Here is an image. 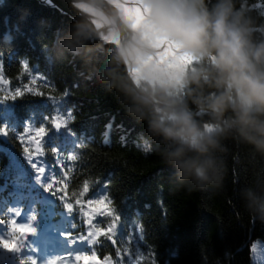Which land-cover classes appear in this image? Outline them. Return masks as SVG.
Wrapping results in <instances>:
<instances>
[{"label":"trees","instance_id":"16d2710c","mask_svg":"<svg viewBox=\"0 0 264 264\" xmlns=\"http://www.w3.org/2000/svg\"><path fill=\"white\" fill-rule=\"evenodd\" d=\"M220 4L244 24L253 44L264 43V0H203L196 6L211 13ZM181 6L183 34L194 46L195 25ZM0 65L12 88L23 91L15 98L14 123L22 127L32 114L55 116V105L52 113V105L45 106L51 99L86 141L73 190L79 194L87 182V194L100 191L129 230L141 228L139 264H261L254 250L264 252V152L226 131L212 152L219 179L203 186L181 181L166 159L168 145L150 129L146 98L119 62L94 45L84 25L41 0H0ZM210 66V58L196 62L187 77ZM33 76L45 81L33 82ZM138 85L145 94L163 89ZM209 92L215 89L192 86L171 97L204 127L216 121L195 100ZM6 133L10 148L20 151L16 134ZM0 162H6L1 152Z\"/></svg>","mask_w":264,"mask_h":264},{"label":"clouds","instance_id":"9594fccd","mask_svg":"<svg viewBox=\"0 0 264 264\" xmlns=\"http://www.w3.org/2000/svg\"><path fill=\"white\" fill-rule=\"evenodd\" d=\"M181 4L195 25L194 58L197 62L211 59L210 68L191 73L184 84L215 89L195 103L216 123L201 127L167 89L148 94L145 103L152 112L150 129L168 145L165 156L179 179L203 186L219 179L212 152L218 147L217 137L226 131L264 152V43L253 44L248 29L224 4L211 13L196 6L203 0L195 4L181 0ZM226 113H231L227 119Z\"/></svg>","mask_w":264,"mask_h":264},{"label":"rangeland","instance_id":"374dc122","mask_svg":"<svg viewBox=\"0 0 264 264\" xmlns=\"http://www.w3.org/2000/svg\"><path fill=\"white\" fill-rule=\"evenodd\" d=\"M53 4L52 0H41ZM103 2V3H102ZM91 21L100 40L122 50L137 84L149 83L167 89L171 96L184 93L189 67L196 63L193 46L184 36V11L157 5L180 4L178 0H106ZM52 6V5H50ZM114 10L117 14H114ZM120 23V24H119ZM109 55V54H108ZM116 59V58H115ZM117 60V59H116ZM119 62V60H117ZM120 64V62H119ZM0 99L10 93L9 84L0 83ZM9 99L0 102V114L10 112ZM147 148L150 146L147 144ZM103 215L102 210L93 212ZM264 264V252L254 250Z\"/></svg>","mask_w":264,"mask_h":264},{"label":"snow or ice","instance_id":"6c2138e0","mask_svg":"<svg viewBox=\"0 0 264 264\" xmlns=\"http://www.w3.org/2000/svg\"><path fill=\"white\" fill-rule=\"evenodd\" d=\"M24 70L27 72L28 68L26 64H22ZM39 79V76L33 77V82ZM0 83L9 84L10 81L5 80L2 75H0ZM25 88L28 91H32L31 88H28V85H25ZM36 94H41L37 92ZM23 95V91L18 87L14 91H10L9 95H5L0 99V102L8 100L9 98L15 99L19 96ZM70 117V114H68ZM48 123L51 125L53 129L59 131L61 128H67L68 126V118H61L59 116H53L48 118ZM0 131H6L0 130ZM49 128L45 125H41L33 131L31 128H28L27 131L21 134V141L23 142L25 137H27V143L34 145V148L25 147L24 151L30 157L32 161H40L43 159V155L45 153L44 148V138L48 135ZM54 156H58L56 150H53ZM76 155H69L68 160L74 161L76 160ZM33 167L36 169L39 178H43L45 174L48 172V169L42 166L39 163H33ZM53 169H60L61 171L56 174L55 171L50 175L48 182L44 185L45 191L52 193L53 195H58L59 199L63 202L64 208L68 214H72L76 212V207L73 203L68 202L69 197L67 193V183L65 182L67 176L66 166L63 163H56L53 165ZM63 175L65 179H61L60 176ZM62 185V186H61ZM90 190L89 184L87 182L83 185V191L79 193L80 196H84ZM107 201L104 199H99L96 197H89L86 204L88 208H91L93 211L100 209L102 207H107ZM75 205L80 206L81 210L83 209L85 202L77 199L75 201ZM106 214L113 215V212L109 210ZM85 216L89 215V213H84ZM36 219L35 216L32 217ZM79 218V214H78ZM118 220V216H116ZM5 221L0 220V224H4ZM7 231L8 238H0V249H3L10 253H16L21 251L22 244L25 245L28 237L35 235V228L32 224H21L18 222V217L14 218L10 222H7ZM90 229L86 233L73 232V233H64L63 237L70 241L72 246L76 244H86L89 248L97 245L99 241V237H106L107 240L115 245L116 240L114 236V229L117 227L115 223L110 224L107 228L102 227H94L91 226V221H89ZM76 224H73V228H76ZM20 264H39V262L32 258L31 260H21ZM48 264H109V259H105L101 261L95 254V251L92 252L91 255L81 254V253H66L62 258H57L48 262Z\"/></svg>","mask_w":264,"mask_h":264},{"label":"water","instance_id":"95a60500","mask_svg":"<svg viewBox=\"0 0 264 264\" xmlns=\"http://www.w3.org/2000/svg\"><path fill=\"white\" fill-rule=\"evenodd\" d=\"M55 5H57L62 11L67 13L69 16L73 17L75 20H78L81 25H84L85 28L88 27L92 37L94 45L104 53L109 54L110 56L119 60L121 67L126 73V77L131 84L132 88L139 93L140 96L146 98L148 94H145L136 83L133 73L132 65L128 63L126 58L121 53V49L118 45L114 43L105 44L101 42L99 31L95 23L91 21L98 7L102 1L106 0H52ZM103 3V2H102ZM114 14H117L114 10Z\"/></svg>","mask_w":264,"mask_h":264},{"label":"bare ground","instance_id":"6f19581e","mask_svg":"<svg viewBox=\"0 0 264 264\" xmlns=\"http://www.w3.org/2000/svg\"><path fill=\"white\" fill-rule=\"evenodd\" d=\"M52 3H54V2H52ZM47 5L50 6V5H53V4H47ZM54 5H55V4H54ZM54 5H53V6H54ZM56 6H57V5H56ZM77 21H78V20H77ZM78 22H79V21H78ZM79 23H80V22H79ZM80 24H81V23H80ZM119 24H120V23H119ZM86 29L88 30V27H87ZM89 32H90V31H89ZM101 42H102V41H101ZM103 43H104V42H103ZM120 51H121V53L123 54L122 50H120ZM123 56H124V55H123ZM125 58H126V57H125Z\"/></svg>","mask_w":264,"mask_h":264}]
</instances>
